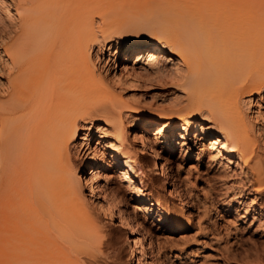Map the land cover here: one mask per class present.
Returning a JSON list of instances; mask_svg holds the SVG:
<instances>
[{
  "label": "bare ground",
  "instance_id": "6f19581e",
  "mask_svg": "<svg viewBox=\"0 0 264 264\" xmlns=\"http://www.w3.org/2000/svg\"><path fill=\"white\" fill-rule=\"evenodd\" d=\"M134 1L14 2L17 31L2 47L13 79L0 94V264H98L112 244L104 219L125 237L129 262L152 264L159 249L139 217L175 230L186 222L183 206L149 200L156 175L170 187L159 152L175 145L186 155L202 141L264 192V116L242 110L264 90V0H151L161 21L117 18ZM111 33L131 45L129 76L174 82L185 102L145 115L116 93L92 51ZM169 192L182 203L175 185ZM253 201L244 203L250 222L264 226V204Z\"/></svg>",
  "mask_w": 264,
  "mask_h": 264
},
{
  "label": "rangeland",
  "instance_id": "374dc122",
  "mask_svg": "<svg viewBox=\"0 0 264 264\" xmlns=\"http://www.w3.org/2000/svg\"><path fill=\"white\" fill-rule=\"evenodd\" d=\"M16 1L0 0V94L5 92L13 79L11 67L3 62L2 47L10 45L17 31L14 24L13 8ZM3 2H6L5 8ZM134 3V6L125 7L122 12L118 13L117 18H140L139 20L142 18L141 21L144 24L157 23L163 19L156 12V5L153 1L136 0ZM106 42L105 45H102L99 40V44H95L92 48L93 53L99 49L96 62L98 71L103 78L109 79L108 81L112 83L116 93L125 100L131 101L128 103L132 104L133 108L145 115L170 113L176 106L175 103L185 102V98L180 92L181 86L174 82L166 80L159 83H144L128 75L126 71L134 57L128 42L119 41L118 36L114 33H111ZM249 99L253 103L258 101L259 106L255 107L253 104L247 109L241 105L245 115L250 119L258 111L264 116V90L259 94H252ZM169 106L171 107L169 108ZM133 115L137 114L133 113ZM256 123L257 129L260 128L262 121L259 120ZM126 125L130 131L132 128L129 127L128 121ZM257 138L263 147L260 134L257 135ZM200 142L202 141L191 142L190 151L186 155L178 150V145H175L172 154L159 152L162 160L168 162L166 168H169L166 172L171 176L173 173V176L171 180L168 179L170 187H162V189L160 188L161 177L156 175L158 186L156 185V192L150 196L149 200L153 205H156L159 203L158 196H161L177 209L183 206L186 222L181 230H175L168 225V222L158 223L155 216L141 217L139 215L140 219L138 220L141 221L144 230L148 231L154 249H159V255L157 258H153L152 264H264V226L257 227L258 224L255 221L250 222V208L246 210L244 205V203H249V199H253L256 205H263L264 192H258L254 189L256 185L248 180L241 183L240 179H244V176H238V171L235 173L226 170L218 156H214V151L207 150L205 147L204 150H200L202 148ZM166 157L168 158L166 159ZM81 158L78 161L79 165H86V155H82ZM176 168L178 169L176 170ZM237 177L239 178L237 179ZM247 177L252 180L250 173ZM172 185H175L179 194H184L185 199L181 197L182 203L175 193L169 192ZM114 186L113 184L112 187ZM88 193L86 191V194ZM126 202L127 210L131 211L128 198ZM103 224L104 231L112 239L113 245H104L101 251L96 253L98 264H135L134 261L129 262L128 260V248L123 234H119V230L111 221L104 219Z\"/></svg>",
  "mask_w": 264,
  "mask_h": 264
}]
</instances>
